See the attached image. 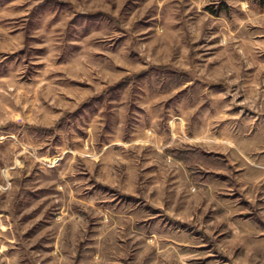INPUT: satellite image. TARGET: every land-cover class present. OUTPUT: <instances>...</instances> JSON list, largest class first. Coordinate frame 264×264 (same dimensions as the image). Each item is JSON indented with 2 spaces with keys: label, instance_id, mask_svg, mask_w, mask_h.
Returning a JSON list of instances; mask_svg holds the SVG:
<instances>
[{
  "label": "rangeland",
  "instance_id": "374dc122",
  "mask_svg": "<svg viewBox=\"0 0 264 264\" xmlns=\"http://www.w3.org/2000/svg\"><path fill=\"white\" fill-rule=\"evenodd\" d=\"M0 264H264V0H0Z\"/></svg>",
  "mask_w": 264,
  "mask_h": 264
}]
</instances>
